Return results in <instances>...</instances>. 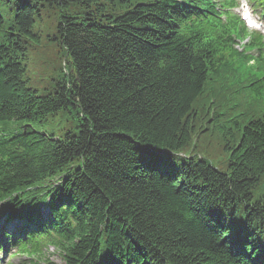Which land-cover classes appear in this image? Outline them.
<instances>
[{"label": "trees", "instance_id": "1", "mask_svg": "<svg viewBox=\"0 0 264 264\" xmlns=\"http://www.w3.org/2000/svg\"><path fill=\"white\" fill-rule=\"evenodd\" d=\"M180 1L0 0L2 211L30 203L38 225L47 207L64 264H264L262 83L234 27ZM44 16L64 63L40 92L27 50ZM57 117L63 138L39 130Z\"/></svg>", "mask_w": 264, "mask_h": 264}, {"label": "rangeland", "instance_id": "2", "mask_svg": "<svg viewBox=\"0 0 264 264\" xmlns=\"http://www.w3.org/2000/svg\"><path fill=\"white\" fill-rule=\"evenodd\" d=\"M44 15H51L45 12ZM55 18L51 16H44L43 23L38 30V34L41 35L40 44L38 46H32L27 50V67H28V79L29 86L38 90L44 91L48 88V81L52 75L60 73L63 67L64 61L63 55L50 43L48 36L51 37ZM49 128L40 127V131L51 132L57 137L63 138L65 132L70 131L72 124L63 117H57L50 119ZM198 129V128H196ZM203 130V128H202ZM197 135L200 137L199 145L204 151L210 152L211 156L219 159L222 156L221 150L225 149V143L218 137L211 135L209 131H198ZM12 228L7 229V233L10 234ZM4 243V242H3ZM5 255H7L5 253ZM45 256H50L49 260L54 264H64L63 258L59 257L55 249H50L44 253ZM4 259V257H2ZM20 259V258H18ZM17 258L13 261L18 260ZM23 262L24 260H18ZM29 260H27L28 262Z\"/></svg>", "mask_w": 264, "mask_h": 264}]
</instances>
